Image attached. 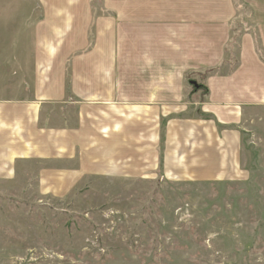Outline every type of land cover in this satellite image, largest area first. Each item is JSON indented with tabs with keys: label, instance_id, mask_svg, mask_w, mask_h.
<instances>
[{
	"label": "crops",
	"instance_id": "1",
	"mask_svg": "<svg viewBox=\"0 0 264 264\" xmlns=\"http://www.w3.org/2000/svg\"><path fill=\"white\" fill-rule=\"evenodd\" d=\"M37 5L45 34L0 80V181L34 162L36 181L234 175L243 115L264 106V2L242 20L233 0Z\"/></svg>",
	"mask_w": 264,
	"mask_h": 264
},
{
	"label": "rangeland",
	"instance_id": "2",
	"mask_svg": "<svg viewBox=\"0 0 264 264\" xmlns=\"http://www.w3.org/2000/svg\"><path fill=\"white\" fill-rule=\"evenodd\" d=\"M39 2L0 0L6 86H14V51H28L30 35L43 32L35 26ZM233 2L242 20L253 17L251 3L264 0ZM253 35L264 59V42ZM241 129L234 175L214 181L160 173L36 181L41 164L28 163L16 180L0 181V264H264V106L248 108Z\"/></svg>",
	"mask_w": 264,
	"mask_h": 264
}]
</instances>
